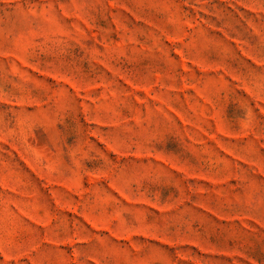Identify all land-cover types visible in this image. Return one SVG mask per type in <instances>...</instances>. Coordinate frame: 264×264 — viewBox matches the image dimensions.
I'll return each instance as SVG.
<instances>
[{
  "label": "rangeland",
  "instance_id": "1",
  "mask_svg": "<svg viewBox=\"0 0 264 264\" xmlns=\"http://www.w3.org/2000/svg\"><path fill=\"white\" fill-rule=\"evenodd\" d=\"M0 264H264V0H0Z\"/></svg>",
  "mask_w": 264,
  "mask_h": 264
}]
</instances>
